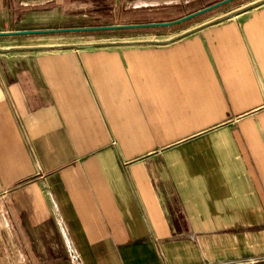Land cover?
<instances>
[{"label":"crops","instance_id":"1","mask_svg":"<svg viewBox=\"0 0 264 264\" xmlns=\"http://www.w3.org/2000/svg\"><path fill=\"white\" fill-rule=\"evenodd\" d=\"M2 1L0 32L156 23ZM52 34L0 37V264H264V0Z\"/></svg>","mask_w":264,"mask_h":264},{"label":"rangeland","instance_id":"2","mask_svg":"<svg viewBox=\"0 0 264 264\" xmlns=\"http://www.w3.org/2000/svg\"><path fill=\"white\" fill-rule=\"evenodd\" d=\"M20 0H8V7L10 9V16H13L14 21H18V17L20 14H16L15 8H18V5L16 3H19ZM65 3L61 5V10L64 9L65 6H68L71 1H77V0H64ZM124 3L121 4L120 8H116L114 3L110 2L109 0H103V2H98V1H93V6L95 7L94 9L91 10V17L94 18V21L92 22L93 24H97V22H101L99 24H107L111 23L113 21H118V20H128L129 19H134V15L132 14L135 12L136 14L140 11L142 16L149 15L151 19H154L155 22H160V21H171L175 20L178 18H181L185 15H188L192 12H195L197 10H200L204 7H207L211 4H214L216 2L222 1V0H140L141 2H156L155 7L153 10H135L132 9V3L134 0H123ZM254 0H235L230 3H227L221 7H218L212 11H209L208 13H205L201 16H210V15H216L218 13H221L226 10L234 9L239 6H243L244 4H247L248 2H251ZM3 5V1L0 2ZM5 3V2H4ZM49 6L46 4L45 8ZM121 7H125L121 8ZM129 8V9H127ZM131 8V9H130ZM135 14V15H136ZM18 15V16H17ZM17 16V18L15 17ZM197 17V18H198ZM3 21V20H2ZM3 23V22H2ZM60 28H68L70 24H59ZM108 25V24H107ZM112 25V24H111ZM13 26H18V24H13ZM57 24H55V27ZM100 26V25H97ZM42 27V26H40ZM49 35V36H53ZM42 36V35H40ZM48 36V35H47ZM3 63V61H1Z\"/></svg>","mask_w":264,"mask_h":264},{"label":"water","instance_id":"3","mask_svg":"<svg viewBox=\"0 0 264 264\" xmlns=\"http://www.w3.org/2000/svg\"><path fill=\"white\" fill-rule=\"evenodd\" d=\"M235 0H222L204 7L200 10L192 12L181 18L167 21V22H156L148 24H132V25H111V26H100V27H83V28H60V29H42V30H25V31H6L0 32V37L3 36H13V35H33V34H52V33H68V32H78V31H94V30H108V29H120V28H145V27H168L178 25L180 23L186 22L200 15L208 13L218 7H221L227 3Z\"/></svg>","mask_w":264,"mask_h":264}]
</instances>
